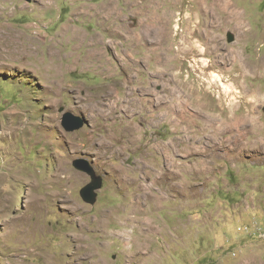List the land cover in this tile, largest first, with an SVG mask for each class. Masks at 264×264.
Masks as SVG:
<instances>
[{
	"label": "rangeland",
	"instance_id": "1",
	"mask_svg": "<svg viewBox=\"0 0 264 264\" xmlns=\"http://www.w3.org/2000/svg\"><path fill=\"white\" fill-rule=\"evenodd\" d=\"M228 1L240 40L214 0H0V264H264V0Z\"/></svg>",
	"mask_w": 264,
	"mask_h": 264
},
{
	"label": "water",
	"instance_id": "2",
	"mask_svg": "<svg viewBox=\"0 0 264 264\" xmlns=\"http://www.w3.org/2000/svg\"><path fill=\"white\" fill-rule=\"evenodd\" d=\"M85 124L84 118L68 112L63 115L61 126H63L65 131L71 133L81 129ZM73 166L90 176L91 182L81 190L80 196L83 202L94 204L98 197V191L102 187V178L96 176L93 167L87 160L77 159L74 161Z\"/></svg>",
	"mask_w": 264,
	"mask_h": 264
},
{
	"label": "bare ground",
	"instance_id": "3",
	"mask_svg": "<svg viewBox=\"0 0 264 264\" xmlns=\"http://www.w3.org/2000/svg\"><path fill=\"white\" fill-rule=\"evenodd\" d=\"M214 6H217L220 8L221 13H225L226 16L224 17L225 23H229V25H232V28L238 32V39L240 40L241 38L246 36L247 32H244L245 30L243 29L244 22L242 20L243 17H241L239 11H237L235 8L232 9V4L228 0H214ZM210 6V5H209ZM205 8H208L207 5ZM211 8V7H210ZM114 9V8H113ZM145 9V8H144ZM209 9V8H208ZM214 9V8H213ZM112 10V9H111ZM210 10V9H209ZM215 10V9H214ZM100 11V10H99ZM206 11H208L206 9ZM109 12V11H108ZM218 12V11H217ZM113 13V12H112ZM208 13V12H207ZM217 14V13H216ZM244 30V31H243ZM18 41V40H17ZM19 42V41H18ZM18 46V45H17ZM17 48V47H16ZM237 48H233V52L235 53V61L242 64V66L245 68L246 66V59H244V56L241 55V53H238L236 51ZM25 52V51H24ZM232 52V53H233ZM22 54V53H21ZM234 56V54H233ZM215 79H219V75H214ZM214 80V79H213ZM227 89V87H226ZM234 91H237L234 89ZM239 92V91H238ZM232 94V93H231ZM239 94V93H238ZM82 244V243H81ZM80 245V243L78 244Z\"/></svg>",
	"mask_w": 264,
	"mask_h": 264
},
{
	"label": "crops",
	"instance_id": "4",
	"mask_svg": "<svg viewBox=\"0 0 264 264\" xmlns=\"http://www.w3.org/2000/svg\"><path fill=\"white\" fill-rule=\"evenodd\" d=\"M253 166H256L255 164Z\"/></svg>",
	"mask_w": 264,
	"mask_h": 264
}]
</instances>
